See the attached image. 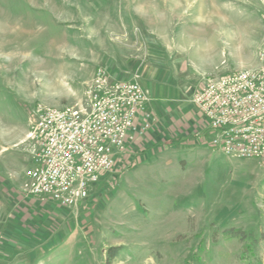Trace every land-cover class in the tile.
<instances>
[{"label": "rangeland", "instance_id": "374dc122", "mask_svg": "<svg viewBox=\"0 0 264 264\" xmlns=\"http://www.w3.org/2000/svg\"><path fill=\"white\" fill-rule=\"evenodd\" d=\"M263 44L264 0H0V264H106L110 247L111 264H264V162L210 147L192 103ZM99 66L148 90L153 127L77 206L34 204L35 110L83 103Z\"/></svg>", "mask_w": 264, "mask_h": 264}, {"label": "built area", "instance_id": "2783aa9c", "mask_svg": "<svg viewBox=\"0 0 264 264\" xmlns=\"http://www.w3.org/2000/svg\"><path fill=\"white\" fill-rule=\"evenodd\" d=\"M258 68L209 80L193 96L205 142L222 155L264 162V44ZM148 90L95 69L83 103L35 110L27 138L36 146L23 191L59 207H75L138 136L153 127Z\"/></svg>", "mask_w": 264, "mask_h": 264}, {"label": "trees", "instance_id": "16d2710c", "mask_svg": "<svg viewBox=\"0 0 264 264\" xmlns=\"http://www.w3.org/2000/svg\"><path fill=\"white\" fill-rule=\"evenodd\" d=\"M224 235H226L228 238L240 239L241 241L247 239L246 233L241 228H228L224 231ZM118 252V248L110 247L107 250L106 264H111L112 260L117 256Z\"/></svg>", "mask_w": 264, "mask_h": 264}, {"label": "crops", "instance_id": "0c3cea01", "mask_svg": "<svg viewBox=\"0 0 264 264\" xmlns=\"http://www.w3.org/2000/svg\"><path fill=\"white\" fill-rule=\"evenodd\" d=\"M108 67H110L109 69H108V71L107 72H109L112 76H113V78H115V79H118V80H128V78H126V77H124V76H122L121 74H120V71L118 72H116L115 70H114V68L113 67H111V66H108ZM106 69V70H107ZM93 76V75H92ZM92 79V78H91ZM131 80V79H130ZM133 80V79H132ZM136 79H134V81H135ZM91 81V80H90ZM136 81H138V80H136ZM89 84H90V82H89ZM144 87V86H143ZM148 108H149V110H150V106L148 105ZM155 111H157V113L163 118V113H162V111H161V109H159V108H157V109H155ZM150 131V130H149ZM148 133V132H147ZM147 133H145V134H143V135H141V136H138L137 138H136V140H135V142L131 145V147H130V149L131 150H133L134 148H135V144L139 141V140H143L144 139V136L147 134ZM29 163H30V161H29ZM31 198H30V201L32 202H34V204H35V202H39V203H49V205H55L53 202H51V201H41L40 199H38V198H36V197H33V196H30ZM37 203H36V205H37Z\"/></svg>", "mask_w": 264, "mask_h": 264}]
</instances>
